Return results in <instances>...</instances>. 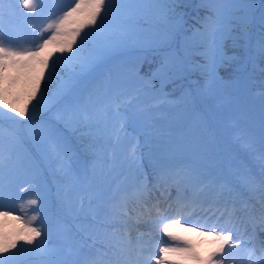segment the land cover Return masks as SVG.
Listing matches in <instances>:
<instances>
[{
    "label": "snow or ice",
    "instance_id": "snow-or-ice-1",
    "mask_svg": "<svg viewBox=\"0 0 264 264\" xmlns=\"http://www.w3.org/2000/svg\"><path fill=\"white\" fill-rule=\"evenodd\" d=\"M184 7V0H74L47 24L48 37L20 49L5 43L3 20L38 15L41 2L9 0L5 7L0 0V109L14 114L7 117L13 123L28 121V135L41 149L38 159L69 177L57 189L52 230L43 238L40 226L27 220L9 234L7 221L20 218L0 206V264H10L16 253H7L20 242L34 245L38 264H176L169 254L181 264H227L225 257L241 247L248 264H264V105L258 136L240 130L251 159L211 157L197 131L202 122L192 119L195 107L215 100L220 86L243 85L249 68L264 64V0H200L206 15L195 30L185 27ZM85 28L92 31L73 51ZM136 50L159 53L156 66L147 76L138 69L114 75L110 63ZM54 52L61 55L41 94ZM222 69H230L235 80L225 81ZM97 76L98 88L92 85L89 97L101 95L85 103L82 92ZM53 110L56 123L37 121V113ZM5 115L0 111V118ZM59 124L88 142L96 157L91 179L73 178ZM38 171L31 159L13 160L11 148L5 156L0 127V201L22 181L37 183ZM174 228L210 238L207 258ZM155 233L174 243L160 244ZM53 234L61 241L49 244Z\"/></svg>",
    "mask_w": 264,
    "mask_h": 264
},
{
    "label": "rangeland",
    "instance_id": "rangeland-1",
    "mask_svg": "<svg viewBox=\"0 0 264 264\" xmlns=\"http://www.w3.org/2000/svg\"><path fill=\"white\" fill-rule=\"evenodd\" d=\"M9 0H5L7 7ZM42 8L38 15H34L29 19H20L17 15L6 16L3 20V32L5 43L11 46L27 49L34 48L43 38L48 37L51 33L47 31V24L52 19L58 18L63 14V11L71 6H74V0H40ZM185 7L181 9L185 13V27L190 30H195L200 27L199 19L206 15L205 10L199 8L200 0H184ZM259 3V0H257ZM43 36H40V32ZM92 31L91 28H85L81 36L77 38L73 45V51L80 47V41L86 32ZM186 34H191L189 31ZM56 46H50V50ZM61 54L54 52L49 59V69L45 71V79L41 82V94L48 85V74L51 71V65L57 61ZM65 56L69 55L64 53ZM159 58V53L152 50H136L132 53L125 54L118 61L110 63L112 73L120 75H128L138 69L141 76H147L149 68L153 62ZM151 61V65L147 66ZM154 66V65H153ZM264 70V64L256 63L254 68H249L250 77L245 84H235L231 87L226 85L220 86L215 100H206L200 102L193 110V121L199 119L202 122L201 127L197 130L204 142H206L210 150L211 157L220 158L225 161L233 158H248L251 159L249 145L241 134V125L244 128L251 129L258 136L261 120V106L264 105V82H261V72ZM57 71L63 74L62 67H58ZM230 69H222L220 75L225 81L235 80L234 75H230ZM197 77L193 76L192 80ZM99 76L92 78L82 92V97L85 103H96L100 91L96 95L89 97V91L92 85L98 88ZM180 82H177L179 84ZM158 86V84H157ZM192 87H196L195 84ZM168 91H173V86H168ZM181 90L177 88L174 96L178 97ZM39 95V94H38ZM231 98V99H230ZM37 101H33L35 105ZM32 105H29L31 109ZM6 112L7 117L14 114L7 110L0 109ZM5 115V116H6ZM6 117V118H7ZM5 118V119H6ZM37 121H49L56 123L54 110L41 111L37 113ZM15 120L20 121V117H15ZM232 122V123H231ZM28 121H21L19 124L13 123L11 120H1L0 127L4 130L5 136V156L11 155L13 160L19 157L21 160L31 159L38 167L37 183L30 185L22 181L20 186L16 187L11 195L5 194L0 206L4 210L10 212V217H19V220L9 219L7 228L9 234L19 230L22 226L21 221H30L32 226H40L42 237L52 230L53 215L52 209L56 204V193L58 187L68 182L69 177L58 171L54 164L45 161L40 157L41 149L36 145L28 135ZM67 144L69 155L71 157V168L73 178L75 179H91L93 165L96 162V157L88 147V142L80 135V132L71 128H65L62 124L58 125ZM131 130V129H129ZM11 139V144L9 143ZM217 148V149H216ZM259 149V145H256ZM147 164V158L145 160ZM36 199V205L29 204V201ZM36 216L35 221L32 217ZM2 219V218H0ZM183 223V222H181ZM191 225H188L190 227ZM203 230V229H202ZM201 230V231H202ZM173 232L187 240L196 253L202 258H207L208 253L212 250L213 244L210 238L199 234H192L184 228H174ZM61 236L53 234L48 237V243L60 242ZM34 245H27L20 242L17 248L9 253L8 256L15 258L10 261V264H38L37 258L30 251ZM27 249L28 251H22ZM239 251L233 250L232 253ZM195 264V262H188ZM248 264V263H247Z\"/></svg>",
    "mask_w": 264,
    "mask_h": 264
},
{
    "label": "bare ground",
    "instance_id": "bare-ground-1",
    "mask_svg": "<svg viewBox=\"0 0 264 264\" xmlns=\"http://www.w3.org/2000/svg\"><path fill=\"white\" fill-rule=\"evenodd\" d=\"M169 216L174 215L173 213H169ZM197 232H193L195 234ZM155 238L156 240L160 243L163 244L165 242L169 244H173L174 242L169 240L167 235L163 233H155ZM169 259L171 261H175L176 264H181V258L177 254H169ZM225 260L227 264H247L249 261V257L247 252L241 247L239 251L234 252L228 256L225 257ZM185 264H189L188 262H185Z\"/></svg>",
    "mask_w": 264,
    "mask_h": 264
},
{
    "label": "trees",
    "instance_id": "trees-1",
    "mask_svg": "<svg viewBox=\"0 0 264 264\" xmlns=\"http://www.w3.org/2000/svg\"><path fill=\"white\" fill-rule=\"evenodd\" d=\"M153 63H155V62H153ZM261 74H262V76H261V82L263 83V82H264V71H262ZM192 78H193V77H192ZM6 117H7V115L4 116V117H2V118H0V119H4V118H6Z\"/></svg>",
    "mask_w": 264,
    "mask_h": 264
}]
</instances>
